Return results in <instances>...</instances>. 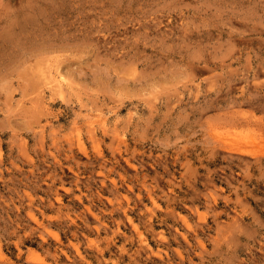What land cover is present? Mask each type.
<instances>
[{
  "label": "rangeland",
  "instance_id": "rangeland-1",
  "mask_svg": "<svg viewBox=\"0 0 264 264\" xmlns=\"http://www.w3.org/2000/svg\"><path fill=\"white\" fill-rule=\"evenodd\" d=\"M0 264H264V0H0Z\"/></svg>",
  "mask_w": 264,
  "mask_h": 264
},
{
  "label": "bare ground",
  "instance_id": "bare-ground-1",
  "mask_svg": "<svg viewBox=\"0 0 264 264\" xmlns=\"http://www.w3.org/2000/svg\"><path fill=\"white\" fill-rule=\"evenodd\" d=\"M92 133V132H91ZM71 144V143H70ZM80 150V149H79ZM103 166V165H102ZM103 169H104V167H103ZM93 233H94V231H93Z\"/></svg>",
  "mask_w": 264,
  "mask_h": 264
}]
</instances>
